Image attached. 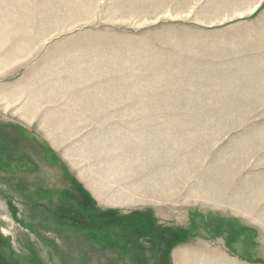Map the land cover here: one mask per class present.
<instances>
[{
	"label": "rangeland",
	"instance_id": "rangeland-1",
	"mask_svg": "<svg viewBox=\"0 0 264 264\" xmlns=\"http://www.w3.org/2000/svg\"><path fill=\"white\" fill-rule=\"evenodd\" d=\"M0 264H264V0H0Z\"/></svg>",
	"mask_w": 264,
	"mask_h": 264
}]
</instances>
